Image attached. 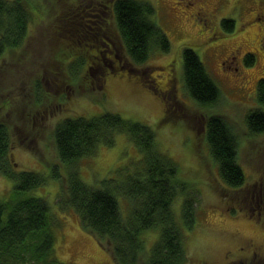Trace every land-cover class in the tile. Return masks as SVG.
I'll return each mask as SVG.
<instances>
[{
	"label": "rangeland",
	"instance_id": "rangeland-1",
	"mask_svg": "<svg viewBox=\"0 0 264 264\" xmlns=\"http://www.w3.org/2000/svg\"><path fill=\"white\" fill-rule=\"evenodd\" d=\"M99 1L25 0L31 14L28 34L22 44L10 47L0 57V122L10 130L17 170H35L48 177L24 195L48 201L58 221L53 228L56 256L76 264H116L110 249L80 226L75 212L59 206V180L49 177L53 163L60 164L62 174L70 166L57 157L52 139L55 123L65 117L115 111L153 127L158 147L177 162L178 175L181 173L180 177L197 193L196 223L192 229L181 226L189 257L186 264H264V258H258L260 251L247 245L250 241L261 246L264 238V132L251 136L244 122L250 110L260 106L264 110L256 100L258 80L264 77V15H257L264 10V0H147L154 5L152 18L169 36L170 50H154L133 69L124 60L123 49L115 50L126 62L123 68L105 70L102 67L106 64L98 67L100 63H91L87 57L96 70L90 68L88 75L73 81L76 55L87 56L80 44L88 40L79 18L84 14L91 18L88 11L98 7L89 9L90 5ZM77 5H83L80 15L75 13ZM199 7H205L206 21L200 14L197 17ZM104 8L100 19L106 21L98 19L90 32L101 30L99 26L114 28L111 9ZM224 17L234 19L232 32L222 30L220 20ZM185 46L197 52L218 86L220 96L215 104L197 102L185 86ZM71 49L73 54H67ZM231 50L236 52L235 63L222 62ZM248 52L254 56L251 64L245 61ZM210 113L222 114L238 135V160L245 170V184L250 187L247 192L245 187L235 190L227 186L217 174V162L202 138V116ZM140 155L126 133L118 132L112 145L101 143L94 153L74 164L83 181L98 186L104 177H121L114 171L123 165L132 170ZM260 179L261 183H256ZM16 183L0 175V198L15 195ZM120 196V211L126 217L131 202L128 208ZM182 200L180 194L172 203L179 224ZM159 231V225L142 231L146 251Z\"/></svg>",
	"mask_w": 264,
	"mask_h": 264
},
{
	"label": "trees",
	"instance_id": "trees-1",
	"mask_svg": "<svg viewBox=\"0 0 264 264\" xmlns=\"http://www.w3.org/2000/svg\"><path fill=\"white\" fill-rule=\"evenodd\" d=\"M24 1L0 0V57L10 47L22 44L28 34L31 14ZM78 6L75 13L80 15L83 5ZM90 7H98L96 10L93 8L95 15L88 18L84 14L79 18L84 23L80 27L84 30L83 35H88V43L80 42L87 56L81 53L76 55L77 64L72 67L76 74L72 76L73 81L78 76L88 75L90 65L87 57L91 63H100L96 65L98 67L105 63L104 57L91 47H99L94 43L92 34L97 29L90 32L91 27L98 24L104 7L111 9L114 28L99 26L102 32L98 35L112 39L105 42L112 50H124V60L130 66L129 69L144 63L156 49L164 52L170 50L169 36L152 18L154 5L151 2L111 0L104 3L100 0ZM220 26L223 31L232 32L235 21L224 17L220 20ZM72 51L67 54H73ZM253 60V54L248 52L245 61L251 64ZM182 67L185 86L192 97L202 104H215L220 90L191 47L185 46L182 50ZM107 68L104 67L109 70ZM256 100L264 105V77L258 80ZM201 122L202 138L208 145L209 155L217 162V174L227 186L235 190L245 187L244 191L247 192L250 187L245 184V170L238 160L240 142L231 124L220 113L204 115ZM244 122L249 135L264 132L263 108L260 106L250 110ZM118 132L126 133L141 153L134 168L129 170L123 165L114 171L121 177H104L98 186L83 181L74 163L94 153L101 143L112 145ZM52 139L59 161L70 165L65 174L58 169L59 163L50 166L49 177L59 180V206L75 212L80 226L93 233L101 244L110 249L116 264L188 262L181 226L192 229L196 223L199 216L197 193L180 177L181 173L178 175L177 162L158 147L153 127L124 118L115 111H104L90 117L63 118L55 123ZM11 149L8 125L0 122V175L17 181L16 194L6 199L0 198V264H76L56 256L53 228L58 221L48 201L41 196L24 195L26 191L45 183L48 177L35 170H17L18 165L12 158ZM180 194L183 195L181 224L175 220L172 210V203ZM117 195L125 198L128 208L131 202L130 213L126 217L121 214ZM157 225L160 226L158 237L146 251L142 231Z\"/></svg>",
	"mask_w": 264,
	"mask_h": 264
},
{
	"label": "flooded vegetation",
	"instance_id": "flooded-vegetation-1",
	"mask_svg": "<svg viewBox=\"0 0 264 264\" xmlns=\"http://www.w3.org/2000/svg\"><path fill=\"white\" fill-rule=\"evenodd\" d=\"M260 12H258V14H257L258 17H260V14L264 15V10H262ZM86 14H87V12H86ZM88 14L91 17V16H94L95 15V12L94 11H88ZM198 14H200L202 16V19L203 20L206 21L208 19V13H207L205 7H204V9H201L199 7V10H197V12H196L197 17H199ZM209 20H210V18H209ZM208 21L207 22H203V23L207 24ZM101 32H102L101 30H97V32L92 33L93 36H94L93 38L95 39V42L94 43H97L99 45V47H97V48L95 46H91L92 49L94 51H95V49L99 51V53L102 55V57H104V59H105V63L104 64H106L107 67H109V68L110 67L111 68L125 67V65H124L125 63L120 59L117 51L112 50L111 49V46H109L108 44L105 43L106 40H112V39L109 38L108 36L98 35ZM86 38H88V35L86 36ZM110 45H111V43H110ZM235 58H236V52L234 50H231L228 53H226L225 59L222 62H224V63L225 62H228L230 64H233V63H235ZM91 61L93 62V60H91ZM104 67H102V68H104ZM90 68H91V70H94V69L96 70V67L95 66L92 67V65H91ZM102 68L100 69V73L103 72ZM234 68L237 69L238 66L235 65ZM97 70H98V68H97ZM89 71H90V69H89ZM247 245L249 247H251L252 250L255 249V252L257 250H259L260 251L259 254L261 255L262 258L259 257L257 254H255L254 256L255 257L258 256V258H260L259 261H263V258H264V238H263V241H262L261 246H255L253 244V242H250V241H248V244Z\"/></svg>",
	"mask_w": 264,
	"mask_h": 264
}]
</instances>
